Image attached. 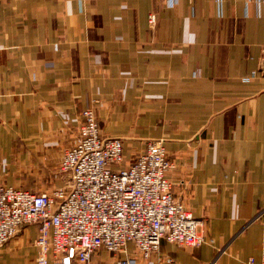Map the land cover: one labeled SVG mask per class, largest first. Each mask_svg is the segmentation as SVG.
<instances>
[{
	"label": "crops",
	"instance_id": "obj_1",
	"mask_svg": "<svg viewBox=\"0 0 264 264\" xmlns=\"http://www.w3.org/2000/svg\"><path fill=\"white\" fill-rule=\"evenodd\" d=\"M88 109L127 166L162 141L175 197L215 241H164L149 264H262L264 0H0V182L60 189ZM37 234L23 228L0 263L36 264Z\"/></svg>",
	"mask_w": 264,
	"mask_h": 264
},
{
	"label": "built area",
	"instance_id": "obj_2",
	"mask_svg": "<svg viewBox=\"0 0 264 264\" xmlns=\"http://www.w3.org/2000/svg\"><path fill=\"white\" fill-rule=\"evenodd\" d=\"M216 4L221 11L223 0ZM150 23L156 24L154 15ZM176 167L162 141L127 166L123 139L104 136L95 110H85L77 141L60 160L67 177L60 189L36 193L0 182V249L32 225L38 227L36 264H94L102 252L125 254L130 243L134 253L100 264H149L164 241L214 245L204 223L174 195L168 175ZM261 254L264 264V246Z\"/></svg>",
	"mask_w": 264,
	"mask_h": 264
},
{
	"label": "rangeland",
	"instance_id": "obj_3",
	"mask_svg": "<svg viewBox=\"0 0 264 264\" xmlns=\"http://www.w3.org/2000/svg\"><path fill=\"white\" fill-rule=\"evenodd\" d=\"M57 174L55 175V176H57V179L55 180V181H61V182H63V181H65V179H66V176L65 175H63L62 173H60V169L58 168L57 170H54ZM48 182L47 180H41V179H36V180H34V181H32V180H29L28 182H27V184L28 183H31L32 185H34V187H35V189H34V191H43V190H47L48 188H47V183H44V182ZM20 188H21V184L20 185H18ZM46 186V187H45Z\"/></svg>",
	"mask_w": 264,
	"mask_h": 264
}]
</instances>
